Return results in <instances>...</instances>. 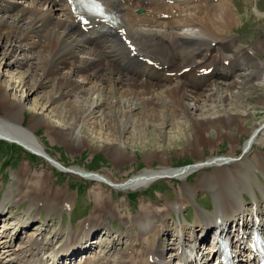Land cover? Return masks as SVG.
<instances>
[{"label":"bare ground","instance_id":"6f19581e","mask_svg":"<svg viewBox=\"0 0 264 264\" xmlns=\"http://www.w3.org/2000/svg\"><path fill=\"white\" fill-rule=\"evenodd\" d=\"M27 1H31L30 5L22 7L17 0H0V139L44 157L49 167L96 181L100 189L105 184L116 191L139 190L158 177L180 178L202 167L213 168V173L208 172L199 180L200 185L207 184L213 190L217 199L211 214L201 209L188 230L185 224H177L173 231L164 230L168 215L183 210L190 203L193 188L184 185L175 202H169L161 210L146 206L139 217L132 218L141 222L140 234L155 223L157 226L153 230L159 232L156 239L149 240L154 236L153 231L147 241H140V253L130 243L133 258L120 256L117 264H178L176 259L187 260L186 264H213V242L208 255L200 258L195 255L194 262L191 254L186 253L184 242L190 244L193 252L205 239L197 234L211 230L219 231L231 243L244 244L236 229V216H249L238 224L245 232L264 228V181L253 173L259 170L264 174V153L253 160L246 154L264 134V117L256 120L259 114L245 105L242 114L227 105L226 101L233 97L232 89L240 81L224 73L229 67L224 64L228 58L223 50L232 49L230 62L240 64L247 58L253 61L255 71H242L239 76L243 79L253 76L260 79L264 74V61L254 60L250 49L238 46L233 36L226 35L225 29L235 23L236 17L229 8V0L216 3L214 0H99L106 11L116 17L115 24L98 18L86 28L68 0ZM174 2H179L181 9ZM41 4L48 5L46 12L40 9ZM138 8L144 11L136 13ZM122 37L130 38L135 48L129 49ZM257 44V51L264 56V41ZM14 55L21 59L11 60ZM145 58L153 60L154 64H147L143 61ZM14 66L15 69H11ZM20 66L25 67L16 69ZM184 67L189 70L179 74ZM208 67L212 68L209 74L195 76ZM171 71H175V75L171 76ZM34 95L41 102L35 99L37 104L27 109V102ZM212 98L224 106L219 112L200 106ZM245 112L256 117L248 131L251 139L244 146L243 156L234 160L229 152L227 158H203L205 147H213L218 139L224 138L231 143L239 137ZM41 127L47 129L53 140L63 143L74 153L83 148L99 151L115 166L136 161L137 154L142 153L147 168L124 180H116L108 174L86 175L87 171L80 167L67 168L49 154L47 144L37 135ZM180 144L184 145L182 152L200 155L197 156L201 158L200 163L186 168L172 167L171 148ZM230 146L231 151L236 149ZM155 160L158 163L153 167ZM240 165H246L247 171ZM27 173L15 175L4 203L28 198L31 210L27 220H23L26 222L15 226L12 234H7L10 231L7 227L3 230L0 264H111L112 248L95 252L89 241L94 231L110 222L109 218L117 217L115 205L106 198L95 203V210L88 218L63 231L71 238L66 239L60 250H65L70 243L72 248L68 253L61 254L56 262L53 258L44 259L48 234L45 229L27 234V221L42 210L67 209L72 200L62 189L52 188L43 177L41 182L28 185ZM255 183L260 186V195L253 192L254 202L245 214L241 195L246 189L253 191ZM256 199L262 201L261 206L255 205ZM220 207L226 210L221 213L223 216L216 214ZM4 210L3 205L0 217ZM119 221L129 222L128 217H120ZM167 233L173 237V249L165 243ZM186 234L190 236L187 240ZM114 244L112 241L113 248ZM79 250L93 254L73 257ZM168 250H171L169 257L165 256ZM97 253L107 254L93 257ZM234 259L236 264H255L250 252H246L244 262L238 255Z\"/></svg>","mask_w":264,"mask_h":264},{"label":"rangeland","instance_id":"374dc122","mask_svg":"<svg viewBox=\"0 0 264 264\" xmlns=\"http://www.w3.org/2000/svg\"><path fill=\"white\" fill-rule=\"evenodd\" d=\"M17 2L19 3L20 6L27 7L30 5L31 1L29 2L27 0H17ZM48 8L49 7L47 4L40 5V9L45 12L48 10ZM229 8L232 9L236 17H235V23H232L230 28L225 29L226 35L229 37L234 35L233 37L239 40L238 42L241 45L239 44L238 46L240 47L247 48L254 46L253 48L255 49V55L257 59H260L258 61H264L263 54L257 51V46H258L257 43H259V41L262 40L264 41V0H230ZM225 52H226V58H228L227 56L230 54V51L226 50ZM28 56H31V54L28 53ZM18 57L19 56L14 55L11 60L16 61L21 59L20 57L18 59ZM248 59L249 58L243 59L244 61L242 60L241 64L237 66L236 72L238 73L236 74L237 77L235 76L234 79L236 80L238 78V81H240V83L237 84L236 87L232 89L233 91L232 94L233 97H231L232 99L227 100L226 102L227 105H229L230 107H233L235 110L241 111V114L242 112L245 111L243 105H245L246 107L248 106V108L255 109V112L259 114L257 115L256 118V120H258L264 117V74L261 75L262 77L260 79L256 78L255 76H253L252 78L244 77L243 79L242 76H239V74L243 73L242 71L244 70L248 71L245 73H250L255 71L253 68L254 67L253 61ZM257 59L254 58V60L256 61ZM20 67L16 69L22 70L25 66H20ZM11 69H15V66L11 67ZM35 99L38 100L37 95L32 96L30 101L27 102V106H26L27 109L37 104ZM212 99H206L205 101H203V103L205 102L204 103L205 105L201 104L200 106H202L204 109L207 107H209L210 109L212 108L214 109L213 112L216 111L219 112L221 109L224 108L223 105H219L221 104L219 103V101L215 102V99L213 100ZM38 102L40 103L41 101L38 100ZM242 116H243V120L244 121L247 120V121L246 122L243 121L244 126L242 127L243 129L241 128L240 130L241 133L239 132V137L232 140L231 143L229 142V140L224 138L218 139L217 143L213 147H205L202 156L203 158L205 159L208 157H212L215 159L227 158L229 152H232L233 154L232 156L236 157L241 153L242 148H244L246 142L249 141L247 139L248 137H250L248 131L251 130L254 123V118L256 117V116H251V114H248L247 112L243 113ZM220 127H223V124H220ZM155 130L156 129H152L151 131H155ZM37 135L42 137V140L45 142V144H47L46 148L49 154H51L54 158L58 159L61 163L66 165L67 168L80 167L85 169L87 172L90 171L96 173V175L108 174L110 176H113L114 179L116 180H124L139 175L147 168L145 167V164H143L142 153L137 154L136 161H128L125 163V165L122 164L120 166H115L112 160L102 152L99 151L93 152V150L89 148H83L80 151H78L79 153L78 152L74 153L70 151L66 146H64L63 143L60 142L57 143L58 141L53 140V136L50 135L49 132H47V129L45 127L39 128L37 130ZM231 144L232 146L234 145L236 147L235 150L231 151V146H230ZM253 146L254 147H251L248 151L249 158L252 160L256 159L257 157L261 156L264 153V134L260 137L258 143L257 144L255 143ZM183 147L184 145L180 144L178 146L175 145L174 148H171L170 155H171L172 167L186 168V167L194 166L197 163H200V159H201L199 158L200 155L192 154L190 152L189 154L187 152L184 153L182 152ZM157 163L158 161L155 160L154 163L152 164L153 167H156ZM240 167L244 171H247L246 165H240ZM202 168H199L198 169L199 171L198 170L193 171L191 173H188L186 176L180 178H165L164 176L158 177L154 179L149 185H147L146 187H142L139 190L116 192L115 190H111L109 187L105 186V184H103V188L100 189L96 181L82 178L75 174H70L60 171L55 167H49L44 157L38 156L24 149L19 144L0 139V207H2L3 205L5 207L3 216L0 217V236L3 234V230L5 231L6 227L10 229V231L7 232V234L10 235L14 232V230H16L17 227H20L21 224L23 222L25 223L27 220L25 214H27L31 210L30 207L31 203L30 201H28L27 198L20 200L19 202L17 201L15 203L14 202L4 203V202L9 188L14 184L15 175L20 172L21 173L28 172L27 176H29L30 178L28 185L32 184V182H38V181L41 182L42 180L41 178L43 177L45 180H48L49 183H51L52 188L62 189L65 196H70L71 199L74 200V204L71 212L70 209H68V210H62L61 214L59 211L58 212L55 211L49 215L47 214V211H42L38 213V215L35 218L33 219L30 218L27 227V234L37 233V231L41 230L42 228L44 229L46 228L45 229V231L47 230L46 234H48V237L53 239L52 242L54 243V239L55 240L58 238L60 239L62 236L61 231L59 234H57L60 229L64 230L66 227L68 228L69 225L80 224L82 221H84L93 213V211L95 210V205L98 203V201L99 200L102 201L103 198H106L107 202L113 204V206L115 205L117 215H120L117 216L116 218L119 220L120 217L127 216L129 218V222L123 224L121 223V221L119 222L118 220L116 221L113 220V226L109 225V229H107L106 227L105 228L99 227L97 231H95L94 236L90 239L94 244L93 248L95 252L100 253L107 251V249L110 247L109 248L110 251L111 248H113L112 245L109 246L110 242L114 241L116 244L117 241L118 244H116V248H115L117 252L116 251L115 253L111 252L113 254L112 255L113 261L111 262V264H117L116 260L120 259L121 257H125V258L129 257L130 259H132L133 254H131V247H130L131 244L135 243V245H133L135 246L134 249L135 251L137 250L136 251L137 253H140L141 252L140 251L141 248L139 247V245H141V243L139 244L140 240L147 241L149 239V236H151L152 234L151 232L153 231H154V236L149 240L156 239V234L159 232L158 229L153 230L154 227L157 226V223H155L156 225L155 224L151 225V231H149L148 229L149 232L145 231L142 234H138L140 230L138 227L139 225L135 222H132L130 219L132 216L139 217L142 208L147 206V208H153L157 210L163 209L169 202L171 203L177 200L178 193L180 192L181 187L186 185V183L191 187H193V197L191 198L190 203L188 204V208L185 209V212L172 211L171 212L172 215L170 216L168 215V218L166 219L168 227L167 225L164 226V230L167 228L170 231L174 230L175 228L177 229L178 227L177 223L180 224L185 223L187 226L192 225L193 211L191 207L195 208L196 202L202 207L205 206L206 209L211 207V201L215 199L213 192L211 191V189L208 187L207 184L206 185L202 184L203 186L202 185L197 186V184L199 183V180L202 177H206L208 175V172L213 173L214 171H212L213 170L212 167H202ZM257 173L259 175V178L263 181L264 178L263 174L258 171ZM255 186L256 185H254L253 188L258 193L259 190ZM77 187L80 193L78 198L76 199ZM127 192L136 194L134 201L131 203L130 200L126 197ZM99 193L101 194L99 195ZM249 201L252 202L250 198L248 199V203ZM255 205L261 206L262 201L256 199ZM199 211L202 210L196 211L195 220H196L197 212ZM202 212L209 215L211 214V212H205V211ZM33 213L36 214V211L33 210ZM183 213L185 214V217L189 219V222L185 220L186 218L184 217ZM24 219L26 220L23 221ZM110 219L112 218H109V220ZM14 225L16 226V228ZM44 229H42L41 231H43ZM119 229L121 231H119ZM54 234H56L55 236L56 238L55 237L53 238ZM24 238L26 241V237ZM129 238L132 239L133 243L130 244L128 250V244L131 242ZM165 242L167 243L170 242L169 235L167 236V240H165ZM97 243L98 244L103 243V244H99L100 246L99 247ZM104 244H106L107 247ZM122 252H124L125 254L123 255ZM107 253L105 254L97 253L93 257H96L98 255H106Z\"/></svg>","mask_w":264,"mask_h":264}]
</instances>
